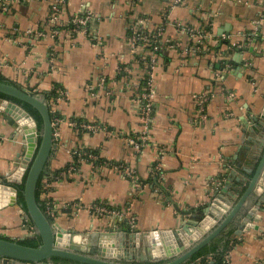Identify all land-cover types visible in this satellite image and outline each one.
Masks as SVG:
<instances>
[{"label":"crops","instance_id":"obj_1","mask_svg":"<svg viewBox=\"0 0 264 264\" xmlns=\"http://www.w3.org/2000/svg\"><path fill=\"white\" fill-rule=\"evenodd\" d=\"M54 2L59 13L53 22ZM83 11L90 12L86 24L70 32L67 25ZM139 20L146 30L160 31L167 49L154 69L149 142L136 150L127 138L140 127L136 107L147 51L133 49L128 33ZM182 25L208 33L201 51L188 49L194 39ZM0 78L36 94L54 84L63 89L55 105L62 120L41 188L56 205V222L76 243L118 241L131 250L127 235L195 220L215 193L222 202L212 213L220 220L243 189L235 178L251 175L245 171L254 162L250 155L264 145V0H6L0 2ZM204 90L210 97L199 116L193 96ZM80 122L118 135L72 124ZM161 148L160 178L151 171ZM76 149L126 162L143 184L85 162L62 173ZM21 150L0 113V174ZM263 193L264 186L257 187L249 200ZM92 204L108 211L96 214ZM255 206L257 217L246 230L235 233V217L212 241L229 236V264H264V200ZM19 213L17 205L0 209V235H26L29 226Z\"/></svg>","mask_w":264,"mask_h":264},{"label":"water","instance_id":"obj_2","mask_svg":"<svg viewBox=\"0 0 264 264\" xmlns=\"http://www.w3.org/2000/svg\"><path fill=\"white\" fill-rule=\"evenodd\" d=\"M0 93L30 104L38 111L42 121L41 127L37 128L34 117L20 104L0 98V113L13 126L15 139L19 137L22 145L21 152L13 159L12 167L0 174V209L16 205V185L22 182L25 172L21 190L25 209L18 207V211L22 213L25 222L33 227L31 234L19 239L0 235V264H186L199 250L220 235L235 217L236 234L246 230L251 224V219L257 217L253 206L259 207L264 200V193L257 197L254 203L249 199L255 194L257 187L264 186V145L261 149L260 140L257 141L256 149H261L260 153L254 152L250 155L254 162L245 169L251 175L247 178H235L243 189L220 220L216 221L212 213V210H219V203L222 202L221 197H216L215 193L195 220H181L173 229H153L148 233L134 232L127 235L132 247L129 251L123 247L121 249L124 244L118 241L76 243L73 233L53 221L39 207L35 198L38 179L46 173L47 162L55 147L51 113L45 94L33 93L18 83L5 79H0ZM262 121L264 109L259 122ZM251 128L248 127L249 130ZM35 235H38L41 241L36 247L20 242ZM53 257L69 259L74 263L55 261Z\"/></svg>","mask_w":264,"mask_h":264},{"label":"built area","instance_id":"obj_3","mask_svg":"<svg viewBox=\"0 0 264 264\" xmlns=\"http://www.w3.org/2000/svg\"><path fill=\"white\" fill-rule=\"evenodd\" d=\"M183 0H172V4H180ZM2 5L6 4V0L0 1ZM59 2V1H58ZM58 2H54L50 5V11H51V20L54 22L57 18V11H58ZM90 16L89 11H83L82 13L74 16V18L71 20V26L69 28L70 32H75L79 29H81L87 22V19ZM179 24V23H178ZM181 28L182 31L188 33L193 39L194 42L191 44V46L188 48L192 52H199L204 47V39L205 36L208 34L206 31H194L189 26L182 25ZM51 33L58 32L57 29H51ZM159 30L157 31H148L144 28L143 23L141 20L138 21V23L133 24L130 27V31L128 33V40L130 41L133 49H136L141 46L142 41H151L152 47L149 53L143 54L146 55L144 58H142V62L144 65V80L142 84V88L140 91V95L138 97L137 101V107H136V113L139 120V130L136 131L132 135V137L127 138V141L136 149H141L145 144L147 145L149 142V131H150V123L152 120V94L154 92V69L156 67V51L161 48L162 43L160 42L159 38ZM168 47H172V44H167ZM105 79L103 77L99 78L98 85H103ZM57 95L52 96L48 100V106L51 113V122L53 127V138L57 136L55 129H57L59 122H61V118L58 116L55 110L56 102L59 99H62L64 95L63 89L58 88L56 90ZM91 94H94V91L90 92ZM210 95L208 90H204L200 93L194 94L193 99L196 103V109L199 116L203 115L205 103L209 99ZM73 125H78L82 129H89L92 131H104L108 136H116L118 133H115L114 131L110 130L105 125H102L100 123H72ZM94 149H76L72 152V158L71 161L66 165L64 168V171L62 173H72L77 170V166L80 163H90L92 167H108L110 169H113L117 171L122 177L127 178L130 180V182L138 187L143 184L141 180L138 179V176L135 172V170L126 162L122 161H112L107 158H104L99 150ZM164 150L163 148L158 150V157L155 160V163L152 167V175L158 176L161 178L162 176V169H161V162L160 159L162 157ZM40 196L41 199L44 200V212L53 220L56 222V205L49 199L47 195V191L45 187L43 186L40 189ZM89 209L94 211L96 214H104L108 210L100 205L92 204L89 206ZM132 223V221H131ZM31 232H33V229L31 228ZM186 264H215L213 259L208 258H202L198 257L195 260H190ZM222 264H229V255L227 252H225L222 260Z\"/></svg>","mask_w":264,"mask_h":264},{"label":"trees","instance_id":"obj_4","mask_svg":"<svg viewBox=\"0 0 264 264\" xmlns=\"http://www.w3.org/2000/svg\"><path fill=\"white\" fill-rule=\"evenodd\" d=\"M58 13H59V7H58L57 14ZM71 26H73V24H71V23L67 25V27H71ZM141 46L144 50L147 51L146 53H149V51L151 50V47H152V42L151 41H142ZM166 49H167L166 45L162 44L161 48L156 51V54H157L156 55V62H158L159 57H161V56L165 57V50ZM146 55H143V58ZM0 79H2V78H0ZM58 88H59V86L57 84H54L52 89L49 92L45 93V97L47 99V102H48L50 97L57 95L56 90ZM0 98H7V99H10V100L15 101L18 104H20L26 111H28L34 117V119L36 121L37 128L41 127V124H42L41 117H40L38 111L34 107H32L30 104H28L26 102H22L16 98L7 96L3 93H0ZM38 142H39V137L37 139V143ZM93 151H95V150H93ZM43 175H41L38 179L37 188L35 191V198H36V201H37L39 207L44 210V200L41 199V196H40V189H41V184H42L41 178L43 177ZM24 178H25V172L22 175V182L20 184L16 185V189H17L16 205L18 207H21L22 209H25L24 200H23V197L21 194V190L23 188ZM152 180L153 179L151 178L150 181H152ZM30 226H32V224H30ZM229 241H230V239H229L228 235L224 239L218 238V239H216V241L211 242L208 245H205L201 250L198 251V253L191 260H195L198 257H202L205 259L211 258V259H213L215 264H222L223 256H224L225 252L227 251V248L230 245ZM20 242L23 244L29 245V246L36 247L40 244L41 241H40V237L38 235H35L32 238H24ZM52 259L55 261L74 263V261H71V260L65 259V258L53 257Z\"/></svg>","mask_w":264,"mask_h":264},{"label":"rangeland","instance_id":"obj_5","mask_svg":"<svg viewBox=\"0 0 264 264\" xmlns=\"http://www.w3.org/2000/svg\"><path fill=\"white\" fill-rule=\"evenodd\" d=\"M17 209V208H16ZM19 215H20V217L23 219V216H22V213H19ZM24 220V219H23ZM25 221V220H24ZM27 223V222H26ZM28 224V223H27ZM28 232L26 233V235H29V234H31L32 232H31V226H30V224H28ZM26 235H24V236H26Z\"/></svg>","mask_w":264,"mask_h":264},{"label":"flooded vegetation","instance_id":"obj_6","mask_svg":"<svg viewBox=\"0 0 264 264\" xmlns=\"http://www.w3.org/2000/svg\"><path fill=\"white\" fill-rule=\"evenodd\" d=\"M31 228L33 229V227L31 226Z\"/></svg>","mask_w":264,"mask_h":264}]
</instances>
